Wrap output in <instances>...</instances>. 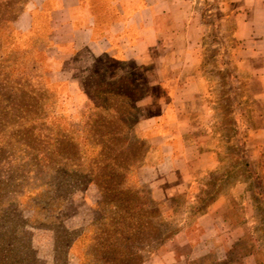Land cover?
<instances>
[{
    "label": "rangeland",
    "instance_id": "1",
    "mask_svg": "<svg viewBox=\"0 0 264 264\" xmlns=\"http://www.w3.org/2000/svg\"><path fill=\"white\" fill-rule=\"evenodd\" d=\"M29 1L0 0V264H264V132L248 137L258 101L239 93L231 59L233 15L264 0H175L207 81L181 101L182 156L143 138L170 100L153 66L62 56ZM162 145L164 166L151 164ZM196 160L217 167L180 171ZM223 191L240 198L227 231Z\"/></svg>",
    "mask_w": 264,
    "mask_h": 264
},
{
    "label": "crops",
    "instance_id": "2",
    "mask_svg": "<svg viewBox=\"0 0 264 264\" xmlns=\"http://www.w3.org/2000/svg\"><path fill=\"white\" fill-rule=\"evenodd\" d=\"M29 2L32 5L30 10L34 8L48 14L52 43L59 48L62 56L89 49L95 56H105L117 64L134 62V67L141 69L151 64L158 77L155 85L169 94L170 100L162 104L160 113L151 124L147 123L148 126H154L141 128L143 133H152L143 138L161 144L173 141L172 147L178 149L177 153L181 156L192 148L191 141L187 139L189 136L182 131L184 118L181 101L197 96L207 81L205 76L203 82L199 79L201 75L197 68L201 59L193 55L191 45V35L195 33L196 26L191 23L187 6L180 5L175 0ZM259 14L262 15V21L258 18ZM232 20L234 46L231 59L237 78H240L239 82L245 84L239 93L250 101H258L256 108L260 122L250 128L248 136L250 138L252 135L253 140L264 132V11L252 9L247 13L237 12ZM164 146H159L162 148L160 152L152 149L148 152L147 158L151 164L164 166L167 155ZM199 155L211 161L213 158L217 160V152L212 149H206ZM153 158L157 160L151 161ZM216 167L215 164L213 166L196 160L188 169L181 168L180 171L194 176ZM240 184L237 181L229 189L232 191ZM239 200L237 195L223 191V198L216 201L215 207L223 214V231L238 226V221L233 218V211L239 207Z\"/></svg>",
    "mask_w": 264,
    "mask_h": 264
}]
</instances>
